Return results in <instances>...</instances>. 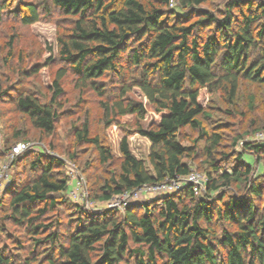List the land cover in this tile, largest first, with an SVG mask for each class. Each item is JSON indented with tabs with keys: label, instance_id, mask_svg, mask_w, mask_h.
<instances>
[{
	"label": "trees",
	"instance_id": "trees-1",
	"mask_svg": "<svg viewBox=\"0 0 264 264\" xmlns=\"http://www.w3.org/2000/svg\"><path fill=\"white\" fill-rule=\"evenodd\" d=\"M206 2L0 0V21L9 14L31 26L58 13L64 23L55 40L57 59L68 68L56 70L47 95L19 92L12 97L16 111L40 134L55 131L68 71L78 87H89L100 98L107 93L101 82L106 76L113 82L109 88L115 89L101 103L107 125L126 115L144 120L147 107L153 106L149 127L136 128L151 143L148 166L133 155L123 136L118 170L109 171L98 187L94 182L87 187L91 201L107 202L143 185L180 180L192 172L186 160L200 150L198 141H203L201 150L212 170L206 172L201 194L187 183L154 203L94 213L67 198L63 159L41 148L26 149L13 157L12 165L29 175L12 181L0 201V264H34L39 256L46 264H264V177L253 179V165L246 161L229 167L217 162L220 135L205 132L200 120L209 117L206 104L200 103L202 92L222 90L232 102L241 80L264 86V0H230L222 13L197 9ZM262 122L253 130L264 128V113ZM186 126L199 134L193 145L178 139ZM73 130L76 143L91 144L100 163L110 162L111 149L92 136L87 122ZM23 138V131L12 138L6 134L4 154ZM243 150L237 162L245 153L263 152L264 143L245 142ZM69 157L74 159L75 153ZM59 194L64 199L58 200ZM62 203L77 212L66 231L59 230V223L42 222L48 210ZM7 222L23 228L30 247L8 233Z\"/></svg>",
	"mask_w": 264,
	"mask_h": 264
},
{
	"label": "rangeland",
	"instance_id": "rangeland-1",
	"mask_svg": "<svg viewBox=\"0 0 264 264\" xmlns=\"http://www.w3.org/2000/svg\"><path fill=\"white\" fill-rule=\"evenodd\" d=\"M228 1L230 0H207L197 9L222 13ZM177 11L181 13L180 9ZM61 20L60 14L53 13L52 18H43L31 26L21 25L18 19L9 14H5L0 21V201L7 197V193L13 186L12 181L18 182L19 179H24L29 175L27 170L13 167L11 157L9 154H4L3 147L6 134L12 138L16 131H23V140L29 144L27 148L29 151L41 148L64 160V171L69 176L66 195L70 202L97 213L114 208H108V202L91 201L87 187L93 182L98 187L110 176L109 171L118 170L121 161L119 142L123 136L127 137L133 155L142 159L148 166L147 156L151 143L139 134L136 128L138 125L148 128L152 123L154 110L153 106H148L144 120H138L133 115H126L107 125L101 103L108 97L110 90L115 89L109 88L113 82L109 83L108 76L101 82L107 87V93L105 97L100 98L89 87H78L74 74L68 71L62 81L65 90L62 97L63 108L54 133L47 136L33 128L28 117L16 111L12 97L19 92H29L39 96L47 95V85L50 84L56 70L61 67L68 68L57 59L56 35L57 32L65 29L63 20ZM132 46L135 47L136 43ZM49 57L53 58L52 63H47ZM34 66H40V68L47 66L48 69L44 68L41 73H37L33 70ZM134 95L140 96L136 92ZM200 103L206 104L205 111L209 115L207 118H200L205 132L217 133L221 138L215 153L217 162H223L229 167L233 163L241 165L246 161L253 165L252 178L262 179L264 177V151L255 156L252 153H245L240 162H237L235 158L236 155L244 152L245 142L264 143V128L253 130L254 127L263 124L264 86L241 80L237 95L232 102L227 100L226 93L218 90L207 95L202 92ZM83 122L88 123L92 136H98L103 144L111 149V160L107 164L100 163L97 152L91 144L75 142L73 127L82 125ZM198 135L197 130L186 126L179 130L178 139L183 145L189 146L193 145L194 140L199 139ZM235 137L238 138L234 139ZM197 145L200 149L198 153L186 161L191 167L192 174L198 177L196 193L201 194L206 189V172H212V170L208 165L207 157L201 150L203 141H198ZM71 153H75L74 159L69 157ZM80 179L84 181V186L81 184V187H78L77 181ZM148 189L146 187L138 192L137 198L131 200L130 204L154 203L158 197L168 194L167 191L161 190L146 191ZM230 194L238 195L237 191H230ZM57 198L58 200L64 199L60 194ZM262 199L264 203V195ZM114 202H120V200L115 198ZM76 214L73 207L62 203L54 211L48 210L42 222L59 223V230L66 231V227H69L71 219H74ZM6 229L13 237L21 238L27 247L32 244V240L27 238L28 234L23 231V228L7 222ZM45 249V245L39 246L37 255H41ZM34 264L46 263L42 262L39 256Z\"/></svg>",
	"mask_w": 264,
	"mask_h": 264
},
{
	"label": "built area",
	"instance_id": "built-area-1",
	"mask_svg": "<svg viewBox=\"0 0 264 264\" xmlns=\"http://www.w3.org/2000/svg\"><path fill=\"white\" fill-rule=\"evenodd\" d=\"M29 147V144L27 142H20L16 143L15 145L12 146L11 152L9 153V156L11 157V161L14 156L21 154L24 152L27 148ZM196 175L188 174L185 177H182L180 180H169L168 182L160 183V184H148V185H143L141 188L136 189L134 191H129V192H124L119 195H114L110 200H108V208H116V209H121L124 210L131 202V200L137 198V194L140 191H143V188L145 189L148 187L149 189L146 191L153 192L154 190H161V191H167L168 194L180 189L183 185L187 183H192L194 185V190L196 191L198 189V185L196 182ZM78 187H81V184L84 186V181L82 179L78 180ZM167 195V194H166ZM116 196V197H115ZM118 198L120 202H114L115 198Z\"/></svg>",
	"mask_w": 264,
	"mask_h": 264
}]
</instances>
